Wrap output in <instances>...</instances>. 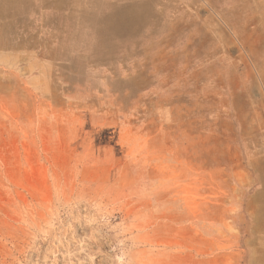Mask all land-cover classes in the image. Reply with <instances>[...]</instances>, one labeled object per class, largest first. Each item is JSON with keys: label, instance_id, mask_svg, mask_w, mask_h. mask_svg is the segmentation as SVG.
<instances>
[{"label": "rangeland", "instance_id": "374dc122", "mask_svg": "<svg viewBox=\"0 0 264 264\" xmlns=\"http://www.w3.org/2000/svg\"><path fill=\"white\" fill-rule=\"evenodd\" d=\"M0 264H264V0H0Z\"/></svg>", "mask_w": 264, "mask_h": 264}, {"label": "bare ground", "instance_id": "6f19581e", "mask_svg": "<svg viewBox=\"0 0 264 264\" xmlns=\"http://www.w3.org/2000/svg\"><path fill=\"white\" fill-rule=\"evenodd\" d=\"M254 202V201H253Z\"/></svg>", "mask_w": 264, "mask_h": 264}]
</instances>
